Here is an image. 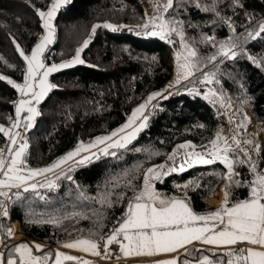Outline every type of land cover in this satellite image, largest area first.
<instances>
[{
	"label": "trees",
	"instance_id": "obj_1",
	"mask_svg": "<svg viewBox=\"0 0 264 264\" xmlns=\"http://www.w3.org/2000/svg\"><path fill=\"white\" fill-rule=\"evenodd\" d=\"M49 3L50 0H0V57L3 58L0 76L23 83L26 62L15 43L30 54L45 32L36 9L46 11ZM241 3L243 7L234 6L233 0L218 2L221 16L232 18L236 35L264 21V0H241ZM174 6L175 12L168 16L175 15L183 21L185 37L194 42L201 60L217 52L210 44L200 43L202 34L214 36L217 42L233 35L219 18L197 9L187 0H175ZM145 13L148 14L147 7L140 0H70L55 18L56 38L47 52L48 61L61 62L74 57L83 41L93 34L94 25L112 23L135 27L145 22ZM249 17H252L251 23ZM244 47L247 55L257 58L259 65L247 55H238L235 60L218 57L216 62L203 68L204 72H215L212 84H202L201 73L197 72L180 83L172 95L155 100L146 113L147 127L127 147L117 148L115 155L102 156L90 165L73 167L70 172L66 170V175L55 180L56 187L36 190L39 195L21 189L17 197L19 189L13 191L4 202L8 216L1 213L5 241L10 240L6 228L14 222L20 223L23 240L38 242L45 249L87 238L100 224L103 225L100 230L109 233L125 215L133 189L138 191L142 187L143 174L148 168L173 165L168 156L177 152L180 144L191 142L200 148L210 144L217 132L223 134L225 125L219 113L227 99L236 106L234 116L243 117L248 109L262 129L263 136H255L261 151L253 159L259 169H264V34L249 40ZM176 52L175 41L169 43L156 36L97 28L83 51V59L88 64L51 75L55 87L40 104L41 115L27 132L30 164L52 162L79 142L110 134L124 125L135 108L152 93L164 90L172 80L177 66ZM209 89L216 91L222 104L214 97L205 99ZM19 98L18 91L7 79H0V124L10 126L9 117L15 116V102ZM6 142L7 137L0 133V146ZM235 171L244 182L253 178L247 165H236ZM226 174L225 166L218 161L195 164L183 172L163 176L154 182V187L167 197L185 199L194 211L211 213L218 208L211 205L210 199L222 186L226 190ZM129 180L131 186L127 183ZM185 184L189 185L186 189ZM228 190L229 205L250 194L247 186ZM106 195L112 201L111 206L104 203ZM218 195L222 199L213 198V203L224 200V191ZM199 246L189 247V252L199 257L214 256L215 251L210 248L196 251Z\"/></svg>",
	"mask_w": 264,
	"mask_h": 264
},
{
	"label": "snow or ice",
	"instance_id": "obj_2",
	"mask_svg": "<svg viewBox=\"0 0 264 264\" xmlns=\"http://www.w3.org/2000/svg\"><path fill=\"white\" fill-rule=\"evenodd\" d=\"M69 2L70 0H50L46 11L36 9L46 34L39 39L30 54H26L13 38L19 55L26 62V67L23 83H17L12 79L0 76V79H7V82L18 91L20 96L15 102V119L9 117L10 126L6 127L0 124V133L8 138L7 151L0 148V176H3V179H0V189L10 191L13 188H22L24 192L29 190L36 192L38 187L50 189L56 187L55 181L51 179H47L45 183H29V181L46 173L54 172L56 169H61L60 174L66 175L62 166L68 164L69 161L74 162L68 166L67 171L69 172L74 166L91 163L93 158L97 157L96 153L83 156L81 154L90 152L92 148L106 141H112V143L101 150L104 155L109 154V148L127 147L138 133L147 127L149 117L145 115V112L151 102L157 97L166 98L164 93L168 89L163 92L152 93L144 103L132 111L124 125L109 135L96 137L93 142L88 144L83 141L79 142L74 150L60 157L48 167L29 168L24 159L29 145L19 129L22 127L25 130L31 129L36 118L41 115L37 106L55 87L49 83L50 74L86 63L81 58V53L89 46V40L83 41L82 46L76 50L74 57L67 61L46 65L43 59L45 50L55 38L56 28L53 22L57 13L63 5ZM187 2L193 3L197 9L212 13L219 18L227 25L233 35L217 42L214 36L202 34L200 43L210 44L217 49V52L207 57L206 60H201L198 49L193 46L194 42L185 37L183 21L177 19L175 15L168 16L170 12L176 10L175 0H152L153 14L148 16L145 13V22L136 25L135 28L137 35L159 36L162 39H167L169 43H174L171 40L173 34L179 37L181 51L176 52L177 79L175 84L169 87L180 84L182 80H189L196 76L197 72L201 73L200 82L202 84H212L215 81V72H204L203 68L216 62L218 57L235 60L238 55H247L244 45L249 40H255L264 34V21H260L256 27L245 28L244 33L236 35V27L232 18L222 17L220 14L219 0H187ZM233 3L236 7H243L241 0H233ZM251 20L252 17H249L248 22L251 23ZM212 23L215 24L216 20H213ZM99 27L116 31L125 26L110 23L97 24L93 26L92 33L94 34ZM247 58L259 65L256 57L247 55ZM0 59L3 58L0 57ZM192 91L196 92L197 95L200 94L195 89ZM209 96L217 97L216 91L209 89L205 99H208ZM217 99L220 98L217 97ZM247 119L245 117V120ZM238 127L246 130V125L243 122ZM128 129L132 130L128 131ZM121 133L125 134L121 136ZM240 135L241 133L237 132L229 142V138L223 136L222 131L217 132L216 137L210 141L211 147L206 152L195 151L197 146L191 142L178 145V150H184V163L171 167L160 164L148 168L143 174L142 187L138 191L133 189V196L127 204L125 215L117 221L109 233L104 234L100 230L103 225L100 224L95 232H90L89 237L66 241L62 247L93 256H101L99 249L103 243L105 246L103 258L108 259L110 258L108 248L112 245H118L126 257L156 256L160 253H176L181 249L190 255L188 246L198 242L223 251L219 254L213 253L214 256L219 255V258L215 260L204 255L195 259L194 262L185 259L182 264H264V169H259L257 161L253 159L254 156H259L261 145L256 142L255 137H252L243 141L249 147H241ZM114 137H119V139L114 140ZM111 154L115 155L116 153ZM76 157H80V159L76 160ZM176 158L177 152L175 151L168 156V160L172 161L173 165H175ZM217 161L223 164L227 170V174L224 176L227 183L223 203L211 213L198 215L193 212L185 199L164 197L154 187V181L161 180L163 176L171 172H183L186 170V165L192 167L196 163L207 165ZM236 165H247L253 178L247 182L242 181L240 173L235 171ZM67 178L72 179L71 176ZM127 183L131 186V180ZM188 186L185 184L183 188L186 189ZM243 186L249 188V197L236 201L229 206L230 193L228 189ZM177 187L181 186L177 185ZM36 194L39 195L38 192ZM16 195L19 197V192ZM0 196L10 199L8 191H0ZM104 203L111 206L112 201L107 195L104 197ZM2 214L4 217L8 216L6 208L3 209ZM14 235L11 227L6 228L7 237ZM238 245L240 247H237ZM0 246L4 249L0 250V264H65V262L94 264L93 261L59 250H56L54 254L48 252L43 255H35L34 249L43 253L44 250L41 245H30L26 242L8 245L3 237H0ZM196 251L201 250L196 249ZM157 264H180V262L177 257H173L158 261Z\"/></svg>",
	"mask_w": 264,
	"mask_h": 264
},
{
	"label": "rangeland",
	"instance_id": "obj_3",
	"mask_svg": "<svg viewBox=\"0 0 264 264\" xmlns=\"http://www.w3.org/2000/svg\"><path fill=\"white\" fill-rule=\"evenodd\" d=\"M141 2L142 3H144V5H146V7H147V12H148V16H151L152 14H153V10H152V0H141ZM68 4V3H67ZM67 4H65V5H67ZM65 5H63V6H65ZM62 6V7H63ZM61 7V8H62ZM60 8V9H61ZM59 12V11H58ZM58 14V13H57ZM55 21V20H54ZM54 23V22H53ZM110 24H112V23H110ZM113 25H115V24H113ZM118 26H121V25H118ZM122 26H125V27H122V28H118L116 31H114V32H126V31H129V32H134V33H136L137 34V29L135 28V27H132V26H127V25H122ZM107 29H109V28H107ZM109 30H111V29H109ZM112 31V30H111ZM46 34V32H44L43 34H42V36L43 35H45ZM141 35H143V34H141ZM144 36H147V35H144ZM156 37H159V36H156ZM55 38H56V36H55ZM55 38H54V41L50 44V45H48V47H47V49L45 50V53H44V56H43V59H44V61H45V63H46V65H51L52 63H56V64H59V63H61V62H63V61H61V62H54L53 60L51 61V62H49L48 61V55H47V52H48V50H49V48L53 45V43L55 42ZM92 39H93V34L87 39V40H89V44H90V42L92 41ZM165 40H167V39H165ZM171 40H173V41H175V43H176V45H177V52L178 51H181V44H180V40H179V37L178 36H176L175 34H173L172 36H171ZM85 50V49H84ZM83 52L81 53V58L83 59ZM84 60V59H83ZM64 61H67V60H64ZM86 62V61H85ZM85 64H88L87 62L85 63ZM75 66H77V65H75ZM74 67V66H73ZM68 69V68H67ZM63 70H65V69H63ZM53 74V73H52ZM52 74H50V76H49V83H51L52 84V82H51V75ZM176 79H177V66H176V69H175V71H174V75H173V78H172V80L167 84V86H166V88L165 89H168V91L167 92H165L164 93V95H166V96H170V95H172L174 92H175V90H176V88L180 85V84H178V85H175L174 87H169L170 85H174L175 84V81H176ZM184 81H186V80H182L181 81V83L182 82H184ZM54 89V88H53ZM53 89H51L49 92H48V94L46 95V97L41 101V103L47 98V96L49 95V93L53 90ZM164 89V90H165ZM164 90H162V91H160V92H163ZM209 93V91L207 92V94ZM210 97H212V96H210ZM217 97H219V95H217ZM158 98H160V97H157V99ZM215 99H216V97H214ZM220 98V97H219ZM156 99V100H157ZM155 100H153L152 102H151V104L148 106V109L150 108V106L152 105V103L154 102ZM40 103V104H41ZM40 104L37 106L38 107V110H39V108H40ZM219 104H222V101H221V103H219ZM235 108H236V106L233 104V102L231 101V100H229V99H227V100H225V104L223 105V107L221 108V110H220V113H219V115L221 116V118L223 119V123H224V125H225V131L223 132V136H225V137H228L229 138V142H231V138L234 136V135H236L237 134V132H239V133H241V135H240V139H241V147H245V148H247V147H249L248 145H246V144H244L243 143V141L244 140H246V139H249V138H252V137H255V136H259V137H262L263 136V131H262V129L260 128V126L256 123V121L254 120V118L251 116V113H250V111L248 110V109H246L245 110V115L242 117V116H240V117H236V116H234V110H235ZM148 109L146 110V112H145V115H146V113H147V111H148ZM39 112H40V110H39ZM26 115V114H25ZM245 117H247L248 119L247 120H245ZM13 119H15V116L13 117ZM37 119V118H36ZM36 122V121H35ZM244 123L245 125H246V130H245V128H239L238 127V125H240L241 123ZM148 125V124H147ZM28 130L29 129H27V130H25L23 127L21 128V129H19V131H21L22 132V134H23V136H24V138L26 139V141H27V143H28V145H30L29 144V140H28V136H27V132H28ZM132 129H128V131H131ZM125 133H121L120 135L121 136H123ZM139 134V133H138ZM107 135H109V134H103V135H101V136H107ZM138 136V135H137ZM98 137H100V136H98ZM96 138V137H95ZM95 138H91V139H88V140H85V141H83L85 144H88V143H91V142H93L94 140H95ZM114 140L115 139H119V137H114L113 138ZM7 143H8V138H7V142L5 143V144H3V145H1L0 146V148H3V149H5V151H7ZM18 143H19V139H18ZM110 143H112V141H109V143L108 144H110ZM108 144H105V147H99L100 145H98L97 147H94V148H92L91 150H90V152H88V153H82L81 155L83 156V155H91L92 153H96L97 154V157L96 158H93V160H92V162H94V161H96V160H98L99 158H101L102 156H105L104 154H103V152L101 151L102 149H104V148H106L107 147V145ZM211 147V145L210 144H207V145H205V146H203V147H200V148H196L195 149V151H198V152H206V150L208 149V148H210ZM233 147H235V146H233ZM76 148V147H75ZM75 148H73L72 150H74ZM117 149V148H116ZM116 149H113V148H109L108 149V155H110L111 153H113V152H115L116 151ZM72 150H70V151H72ZM29 147H28V149H27V151H26V154H25V157H24V159L26 160V163H27V166L29 167V168H31V169H40V168H45V167H48V166H50L51 164H53L56 160H58L59 158H57L56 160H54V161H52V162H49V163H46V164H43V165H39V166H35V165H31L30 164V162H29ZM69 151V152H70ZM180 152V153H179ZM179 152H178V155H177V158H176V164L175 165H169V167H171V166H179L180 164H182V163H184V158H185V155H184V150H179ZM68 153V152H67ZM66 153V154H67ZM66 154H64V155H66ZM64 155H62V156H64ZM61 156V157H62ZM76 160H79L80 159V157H76L75 158ZM91 162V163H92ZM72 163H74L73 161H69L68 162V164H66V165H63L62 166V168L63 169H65L64 171H66L67 169H68V166L69 165H71ZM91 163H87V164H85V165H81V166H86V165H90ZM196 164H199V163H196ZM195 165V164H194ZM74 167H78V166H74ZM186 168H188L187 167V165L185 166ZM175 172H179V171H175ZM61 173V169H56L54 172H51V173H46L45 175H43V176H38V177H36L34 180H32V181H29V183H37V182H39V183H45L46 182V180L47 179H51V180H56L57 178H59L62 174H60ZM171 173H173V172H171ZM0 179H3V176H0ZM56 182V181H55ZM155 182V181H154ZM153 182V183H154ZM42 187H38L37 188V191H39L40 189H41ZM22 189V188H21ZM21 189H19L17 192H19V194L21 193ZM15 190H17V189H15V188H13V189H11L10 191L9 190H7V189H0V191H8V195H10L13 191H15ZM220 191H221V189H220ZM219 191V192H220ZM16 192V193H17ZM219 192H217V193H215V195L213 196V198H219V196L220 195H218V193ZM164 197H167V196H164ZM212 198V199H213ZM8 198H6V197H3V196H0V220H1V213L3 212V209H4V202L6 203V200H7ZM178 199H183V198H178ZM211 199V200H212ZM186 201V200H185ZM187 202V201H186ZM188 203V202H187ZM211 203H213L212 201H211ZM213 204H218V203H213ZM190 206V205H189ZM229 206H231V205H229ZM191 207V206H190ZM192 209V208H191ZM193 210V209H192ZM217 210V209H216ZM213 211H215V210H213ZM212 211V212H213ZM193 212L194 213H196V214H198V215H206V214H208V213H204V212H197V211H194L193 210ZM12 229H13V231H15L16 233H17V235L18 236H20V234L19 233H21L20 231H19V233L16 231V225L14 224V225H12V227H11ZM19 230V229H18ZM22 234V233H21ZM0 237H3L5 240H6V238L3 236V234H2V231H1V225H0ZM23 239H25V236H20V238H15V239H10V240H8L6 243H8V245H13V244H18V243H21V242H26V243H29L30 245H33V244H39V245H41L42 246V248H43V253H41V252H37L35 249H34V254L35 255H43V254H45V253H48V252H52L53 254H54V252L56 251V250H59V251H62V252H65L66 254H70V255H75V256H78V257H81V258H83V259H87V260H90V261H93L94 262V264H157V262L158 261H162V260H167V259H171V258H173V257H177L178 258V260H179V262H180V264H182V262L185 260V259H187V260H190V261H195V259H197V258H199V256H198V254H196L195 256H194V252H190L191 254L190 255H188V254H186L184 251V249H181V250H179L178 252H176V253H160V254H158V255H156V256H131V257H126V256H124L123 255V253L121 252V250H120V247L118 246V245H112V246H109V248H108V253H109V257L110 258H108V259H104L103 258V255H104V253H105V246H104V244L103 243H101V245H100V252H101V256H93V255H91V254H88V253H83V252H80V251H77V250H74V249H66V248H63V247H57V248H55V249H45V247L42 245V244H40V243H38V242H31V241H29V240H23ZM13 240V242H10V241H12ZM15 240V241H14ZM200 245L199 246V249H202V248H210V249H212L211 251H215V253H221L223 250L222 249H216V248H213L212 246H206V245H202V244H200V243H194L193 245ZM193 245H189L188 246V251H189V247H191V246H193ZM237 247H240L239 245L237 246ZM0 250H4L3 249V247H1L0 248ZM184 255H188V257L187 258H184L183 256ZM207 256H209L210 258H212V259H218L219 258V256H212L211 254H207ZM65 264H72V262H65Z\"/></svg>",
	"mask_w": 264,
	"mask_h": 264
},
{
	"label": "crops",
	"instance_id": "obj_4",
	"mask_svg": "<svg viewBox=\"0 0 264 264\" xmlns=\"http://www.w3.org/2000/svg\"><path fill=\"white\" fill-rule=\"evenodd\" d=\"M109 143V141H106L105 143H103V144H101L99 147H105V144H108ZM177 152H179V150L177 151ZM180 153V152H179ZM220 191V190H219ZM219 191H216L215 193H217V192H219ZM221 191H224L225 192V187L224 186H222L221 187ZM220 191V192H221ZM159 193H161L162 194V196H167L166 194H164L162 191H158ZM215 193H214V195H215ZM213 198V197H212ZM211 198V199H212ZM219 198L220 199H222V197L221 196H219ZM211 199H210V203H211ZM222 203H223V201H222ZM222 203H218L217 205L216 204H213V203H211V205L212 206H214V207H216V208H219L220 206H221V204ZM14 224H18V228L16 227V231L19 233V231H21V228H20V223L19 222H14V223H12V225H14ZM19 229V230H18ZM14 233H15V235L13 236V237H10V239H15V238H20V236H18L17 235V233L14 231ZM19 234H21V233H19ZM6 242V241H5ZM196 243H198V242H196ZM2 246H0V248H1Z\"/></svg>",
	"mask_w": 264,
	"mask_h": 264
},
{
	"label": "water",
	"instance_id": "obj_5",
	"mask_svg": "<svg viewBox=\"0 0 264 264\" xmlns=\"http://www.w3.org/2000/svg\"><path fill=\"white\" fill-rule=\"evenodd\" d=\"M216 100H217L218 103H221V100L220 99L218 100L217 97H216Z\"/></svg>",
	"mask_w": 264,
	"mask_h": 264
},
{
	"label": "bare ground",
	"instance_id": "obj_6",
	"mask_svg": "<svg viewBox=\"0 0 264 264\" xmlns=\"http://www.w3.org/2000/svg\"><path fill=\"white\" fill-rule=\"evenodd\" d=\"M16 225V227L18 228V224H15Z\"/></svg>",
	"mask_w": 264,
	"mask_h": 264
},
{
	"label": "built area",
	"instance_id": "obj_7",
	"mask_svg": "<svg viewBox=\"0 0 264 264\" xmlns=\"http://www.w3.org/2000/svg\"><path fill=\"white\" fill-rule=\"evenodd\" d=\"M141 1V0H140Z\"/></svg>",
	"mask_w": 264,
	"mask_h": 264
}]
</instances>
